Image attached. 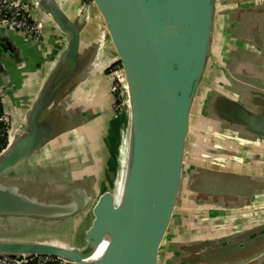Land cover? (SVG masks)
<instances>
[{
  "label": "water",
  "instance_id": "1",
  "mask_svg": "<svg viewBox=\"0 0 264 264\" xmlns=\"http://www.w3.org/2000/svg\"><path fill=\"white\" fill-rule=\"evenodd\" d=\"M92 1L116 53L104 70L113 61L120 62L127 82L128 147L119 188L97 194L98 172L69 177L63 156L56 152L71 128L92 131L88 116L73 115L67 103L59 102L73 94L103 39L81 51L82 25L70 19L56 0H34L68 40L25 128L12 129L11 142L0 153V254H47L75 264H158L159 248L184 189L198 202L228 206L237 197L260 192L264 179L191 164L185 157L191 108L212 60L219 0ZM218 102L214 107L213 102L199 99V106L207 104L210 112L225 117L245 114L225 97ZM50 143L58 164H29L18 175L19 165ZM89 208L93 218L84 241L74 245V232ZM17 221L20 232H4V225ZM36 233L51 239L34 240ZM185 247L176 257L167 256L165 263L264 264V224Z\"/></svg>",
  "mask_w": 264,
  "mask_h": 264
},
{
  "label": "crops",
  "instance_id": "2",
  "mask_svg": "<svg viewBox=\"0 0 264 264\" xmlns=\"http://www.w3.org/2000/svg\"><path fill=\"white\" fill-rule=\"evenodd\" d=\"M23 1L30 5L31 18L42 24L41 38L37 41L9 26H0V88L15 131L25 128L29 111L68 40L67 34L58 28L41 6L35 5L34 0ZM56 1L70 19L82 25L81 51L94 48L93 43L99 38L103 39L93 61L77 82L75 93H68L63 98L66 102H59V105L67 103L68 111L71 108L73 115L83 116V119L88 116L92 131L87 127L71 128L61 137L63 142H60L61 147H57L60 151L56 150L63 156L62 164H67L69 177L95 176L94 172H98L95 176L98 194L101 193L99 186L102 175L99 167L102 160L99 142L101 135H105L100 126L109 121L113 110L104 65L113 60L116 53L101 15L97 18L92 13L93 7L89 6L88 0L83 3L81 0ZM217 10L212 60L209 61L200 85L199 98L202 102H213L215 107L220 104L218 99L225 97L234 105L242 107L245 114L243 117H233L232 114L225 117L220 113L210 112L207 104H201L196 123L192 126V145L186 151L189 160L186 159L191 164L263 181L264 0H219ZM210 96L215 99L210 101ZM204 106L207 112L203 111ZM241 121L246 123L240 126ZM123 141L118 150L120 166L123 162L121 155H124ZM54 149L50 143L39 155L30 156L17 168L18 175L29 164L46 162L51 167L57 165L58 162L56 164L53 157ZM53 175L58 176L59 173ZM181 197V204L174 209L166 231L171 234L166 244V259L167 256L176 257L186 249L185 244L192 241L238 233L264 224V189L237 197L236 200L229 201L228 206L204 203L202 200L198 202L187 189L183 190ZM92 218L89 208L79 226L86 219H89V226ZM19 223L17 221L14 225H4V232H20ZM80 231L78 227L72 238L73 244L77 246L81 244L80 240L77 241ZM36 234L32 237L34 240L51 239L48 234ZM255 263L261 264L262 261Z\"/></svg>",
  "mask_w": 264,
  "mask_h": 264
},
{
  "label": "built area",
  "instance_id": "3",
  "mask_svg": "<svg viewBox=\"0 0 264 264\" xmlns=\"http://www.w3.org/2000/svg\"><path fill=\"white\" fill-rule=\"evenodd\" d=\"M0 26H9L12 30L37 41L42 36V24L31 18L30 5L23 0H0ZM107 74L110 78L111 108L116 114H120L121 105L127 103L128 96L126 77L120 62L113 61ZM12 137L9 111L4 106L0 88V153L10 144ZM65 263V260L47 254H0V264Z\"/></svg>",
  "mask_w": 264,
  "mask_h": 264
},
{
  "label": "rangeland",
  "instance_id": "4",
  "mask_svg": "<svg viewBox=\"0 0 264 264\" xmlns=\"http://www.w3.org/2000/svg\"><path fill=\"white\" fill-rule=\"evenodd\" d=\"M87 1V0H86ZM88 4L90 7H93V12L94 15H97V18L99 17V12L93 3L92 0H88ZM107 41V39H105ZM108 44V43H106ZM207 71V69H206ZM205 71V72H206ZM205 76V74H204ZM110 82V81H109ZM128 97V96H127ZM199 91L198 94H196L192 108H191V124L192 126L196 123L198 114H199ZM128 104V100L127 103ZM121 105V113L116 114L114 110H112V114H110V119L109 121H106L105 124H102L100 126V129L102 130V133L105 134L104 136L101 135V141L99 142L100 149H99V155L101 157V164L99 167L101 168L102 175L100 177V192L105 191V190H118L119 186L117 187L116 181L117 179L120 178L119 173L122 171V162L120 166V159H119V146L122 145V140H124V155L120 153V155L123 157V165L126 160V153H127V147H128V114H127V106ZM106 125V127H105ZM105 127V130H104ZM122 130V132H121ZM100 132V130H99ZM98 132V133H99ZM101 133V132H100ZM193 131H190V134L188 135V144L187 148L189 145H192V140L191 135ZM122 134V135H121ZM124 135V137H123ZM187 151V149H186ZM120 166V167H119ZM120 184V183H119ZM91 218V217H90ZM88 222V223H87ZM89 224V219L84 220L81 223V226H79V229L81 231L77 234V241L80 240L79 243H83V230L88 226ZM169 234L168 232L165 233L163 242L159 248V254H158V264H164L165 263V256H166V244L169 239ZM99 249L97 248L95 254L98 252L97 256H99L102 251H98Z\"/></svg>",
  "mask_w": 264,
  "mask_h": 264
},
{
  "label": "bare ground",
  "instance_id": "5",
  "mask_svg": "<svg viewBox=\"0 0 264 264\" xmlns=\"http://www.w3.org/2000/svg\"><path fill=\"white\" fill-rule=\"evenodd\" d=\"M104 247H105V243H103V244H101L99 247H98V251H102L103 249H104ZM96 254H98V252L96 253Z\"/></svg>",
  "mask_w": 264,
  "mask_h": 264
},
{
  "label": "trees",
  "instance_id": "6",
  "mask_svg": "<svg viewBox=\"0 0 264 264\" xmlns=\"http://www.w3.org/2000/svg\"><path fill=\"white\" fill-rule=\"evenodd\" d=\"M105 72H106V73H108V69H107V70H105ZM124 149H125V148H124ZM119 182H120V178H119V179H117V183H118V184L116 183V184H117V185H116L117 187L119 186ZM165 261H166V258H165ZM164 264H166V263H164Z\"/></svg>",
  "mask_w": 264,
  "mask_h": 264
},
{
  "label": "flooded vegetation",
  "instance_id": "7",
  "mask_svg": "<svg viewBox=\"0 0 264 264\" xmlns=\"http://www.w3.org/2000/svg\"><path fill=\"white\" fill-rule=\"evenodd\" d=\"M200 110H201V108H200ZM203 111H204V110H203ZM185 157L189 160V156H188V155H186Z\"/></svg>",
  "mask_w": 264,
  "mask_h": 264
}]
</instances>
